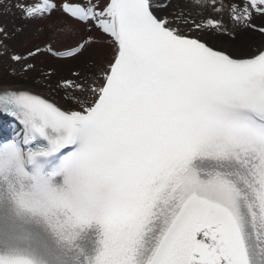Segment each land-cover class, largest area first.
Returning a JSON list of instances; mask_svg holds the SVG:
<instances>
[{
  "label": "snow or ice",
  "instance_id": "obj_1",
  "mask_svg": "<svg viewBox=\"0 0 264 264\" xmlns=\"http://www.w3.org/2000/svg\"><path fill=\"white\" fill-rule=\"evenodd\" d=\"M0 5L108 47L62 101L0 82V264H264V0Z\"/></svg>",
  "mask_w": 264,
  "mask_h": 264
},
{
  "label": "bare ground",
  "instance_id": "obj_2",
  "mask_svg": "<svg viewBox=\"0 0 264 264\" xmlns=\"http://www.w3.org/2000/svg\"><path fill=\"white\" fill-rule=\"evenodd\" d=\"M56 1V4L59 5L61 3V0H54ZM6 2L15 3V0H6ZM181 0H176V3H180ZM210 15L207 11L205 12V16ZM54 17V21L48 22H42L41 20H35L31 22H25L20 18V12L16 7H11L10 11H5L4 7L0 5V24L5 25L6 29L8 31V39L4 40L3 44L0 45V51H5V55L12 57L13 55H22L26 56L28 52L34 51L36 48L41 49V53L37 54L36 56L30 58L28 60V63H35L42 64L45 58H50L53 66L52 70L54 71L53 80L60 81L63 79H67L68 75L72 76V71L77 68L81 67L84 63V61H88L90 63L95 62L98 63L100 67H104V61L106 59L105 54L108 52L107 47V41L105 38H101L99 34L93 33L97 39L96 43H93L90 47H87L84 51L85 53L82 54V56L79 59H70V58H56V57H48V51L47 47L49 45L52 46L53 50L56 51H65L68 47L72 46V40H69L65 42L63 41L65 37H72V38H78L80 35H84L82 39L78 40L81 42V40H87L88 34H83L84 31L80 29V24H78L74 20H68L67 25H64L62 21L64 20V14L62 12H55L49 18ZM45 20V19H44ZM225 22L230 25V22L228 21L227 17H225ZM253 23L257 26L256 29H247L241 35L246 37L250 42L254 44H260L262 41H264V36H262L258 28L261 26H264V18L257 17L254 19ZM43 24V25H40ZM48 24V25H47ZM40 25V26H39ZM37 26L40 27V29H37ZM84 26V25H83ZM38 27V28H39ZM76 28H79L77 30H74ZM62 31L61 37H56L58 34ZM39 32L40 36L44 40L43 43L39 46H36L33 41V43L30 49L24 48L25 44L27 45V41L29 39H32V36L35 37L37 33ZM73 33H76L75 36H73ZM67 34V35H66ZM78 42V43H79ZM30 43V42H29ZM77 44V43H76ZM5 45H10L9 48H5ZM75 45V44H74ZM24 46V47H22ZM53 46H56L54 48ZM36 66V63L34 64ZM22 66V65H21ZM14 71L11 77L4 76L3 74H0V82H3L4 84H22L31 87L34 91L42 92L45 95H51L54 96L58 101H62V98L65 94V90L63 88L57 87V85L51 86H43V88L40 87H33L30 84H23L22 81L24 80L23 73L19 74L21 71V68H17L16 66L13 67ZM73 78H70V80Z\"/></svg>",
  "mask_w": 264,
  "mask_h": 264
},
{
  "label": "rangeland",
  "instance_id": "obj_3",
  "mask_svg": "<svg viewBox=\"0 0 264 264\" xmlns=\"http://www.w3.org/2000/svg\"><path fill=\"white\" fill-rule=\"evenodd\" d=\"M54 20H55L54 17H51V18L48 17L45 20L42 19V22L46 21V22L49 23V21H54ZM40 25H43V24H40ZM39 26H37L38 30L40 29ZM77 29H79V28H76L74 30H77ZM80 29L84 30V26L81 25ZM64 34H62V31H60V33L58 34L56 39L58 37H61ZM83 34H86V33H83ZM39 36H40V34L38 32L37 35H35V37L32 36V39H29L26 42L27 45L25 44L24 45L25 47L24 46H22V47L30 49L31 47H33V46H31L33 44V43H31V41L36 43L35 44L36 46L41 45L44 40L42 39V37H39ZM82 37H84V35L81 34L80 37H78V38L76 37V38H71V39H67V40L64 39L63 41H60V42H62V43L65 42L66 43V41L69 42V40H72L70 42H72L71 44L74 45V44L78 43L79 42L78 40L82 39ZM9 47H10V45H7V47H5V48H9ZM53 47L56 48V46H53ZM5 53L6 52L3 51V50L0 51V74H3L4 76H7V77H11L13 75V73L16 74V72L14 71L13 67L16 66L17 68H19V67L21 68L23 66V63L14 62L11 59V57H9L8 55L6 56ZM84 53H85V51L83 52V54ZM48 57H55V56H53L50 53H48ZM35 63H36V66L34 67V69H31L28 72H24L23 73V77L22 78L24 80L22 81V83L23 84H25V83L30 84V85H32L35 88H37V87L43 88V86H45V85L46 86H51V87H53L54 85H57L58 81L53 80L54 75H52V77L50 79H48V80L44 79V76L47 73H49L50 71L52 72V74L54 73V71L52 70L53 63H52L51 59L50 58H45L42 64H38L37 65V62H35ZM35 63H32V64L34 65ZM21 70H22V68H21ZM21 73H22V71L19 72V74H21ZM70 78H73V77L71 75H68L67 79L70 80Z\"/></svg>",
  "mask_w": 264,
  "mask_h": 264
}]
</instances>
